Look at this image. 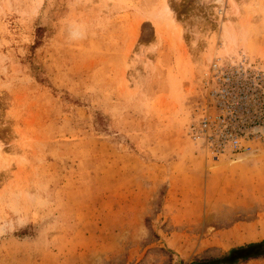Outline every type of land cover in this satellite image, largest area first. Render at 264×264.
<instances>
[{"label":"rangeland","instance_id":"obj_1","mask_svg":"<svg viewBox=\"0 0 264 264\" xmlns=\"http://www.w3.org/2000/svg\"><path fill=\"white\" fill-rule=\"evenodd\" d=\"M167 1L0 0V264L264 239V0Z\"/></svg>","mask_w":264,"mask_h":264},{"label":"trees","instance_id":"obj_2","mask_svg":"<svg viewBox=\"0 0 264 264\" xmlns=\"http://www.w3.org/2000/svg\"><path fill=\"white\" fill-rule=\"evenodd\" d=\"M264 257V239L231 248L219 257L199 258L189 264H239Z\"/></svg>","mask_w":264,"mask_h":264},{"label":"bare ground","instance_id":"obj_3","mask_svg":"<svg viewBox=\"0 0 264 264\" xmlns=\"http://www.w3.org/2000/svg\"><path fill=\"white\" fill-rule=\"evenodd\" d=\"M217 1V0H216ZM220 5V4H219ZM164 12L166 14V18H168L171 21H176L175 16L172 13V9L170 8V5L167 0L164 2ZM226 40V39H225ZM228 41V40H227ZM230 42V41H229ZM230 51V50H229Z\"/></svg>","mask_w":264,"mask_h":264},{"label":"built area","instance_id":"obj_4","mask_svg":"<svg viewBox=\"0 0 264 264\" xmlns=\"http://www.w3.org/2000/svg\"><path fill=\"white\" fill-rule=\"evenodd\" d=\"M240 141V139L239 138H237V141H236V143H238Z\"/></svg>","mask_w":264,"mask_h":264}]
</instances>
